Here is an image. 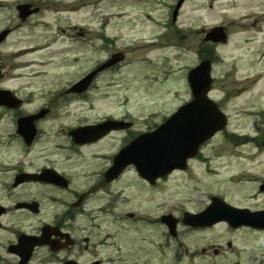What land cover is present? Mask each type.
I'll return each instance as SVG.
<instances>
[{"label":"rangeland","instance_id":"374dc122","mask_svg":"<svg viewBox=\"0 0 264 264\" xmlns=\"http://www.w3.org/2000/svg\"><path fill=\"white\" fill-rule=\"evenodd\" d=\"M0 1L12 8L10 11L5 9L0 12L1 25L6 19H15L14 6L23 0ZM174 1L149 0L148 3H136L128 0H79L76 3L77 0H48L54 5L50 6L42 19L53 22V18H57L54 16L57 12L55 8L60 9L59 11L67 10L76 3V7L81 8L73 12L66 11L67 14H62L60 18L64 16L74 25L87 28L90 34L95 33L98 37L120 35L117 47L119 50L129 47L127 60L132 61V64L122 67L116 76H99L97 82H109V88L91 91L86 99H82L81 95H71L69 102H63L56 96H46L45 90L54 88L59 80L63 82L75 79L87 65L88 59L90 62L95 58L94 51L85 47L75 50L74 46H68L59 39L50 44L48 42L52 34L44 33L45 30L39 26L33 31H29L27 25L23 29H17L8 42L0 47V68L3 75L0 77V88L13 90L22 99H30L24 105L26 110L43 104L48 105L50 110L38 122L44 134L30 154L26 153L24 156L16 147L19 146L18 143L10 141V138L3 140L2 150L9 152L10 157L15 151L16 156L21 155L25 160L32 158L40 164L45 157L51 156L48 158L51 160L59 157L51 149L53 144L63 142L60 138L64 136L65 127L73 125L74 119L80 116L94 120L106 113L119 114L122 111L140 119L149 113L171 112L180 101L189 98L184 82L178 77L179 70L181 69V79H185L187 70L184 68L194 64L196 51L205 31L222 25L228 30V41L216 48L221 63L213 69L212 91L209 96L221 105L229 117L226 133L216 134L203 148L201 154L205 159L191 161L185 171L172 173L165 182L159 183L151 191L145 190L140 184L131 185L132 171L128 169L124 178L108 189L131 190L125 194L131 203L117 206L112 214L124 216L134 211L137 216L146 213L150 217L161 214L182 217L183 212H195L204 206L205 192L225 194L229 202L237 205L264 208L262 196L256 200L249 199L254 184L246 183L245 180L246 177L264 175V139L261 147L256 150L252 143L238 144L232 136L237 131L254 134L251 121L235 117L233 110L241 108L247 100L254 102L258 98L264 99V60H257L258 53L264 52V0H185L176 23L172 24L171 11L167 7L174 4ZM166 23L171 27L166 28ZM153 38L156 39L154 44L144 45L146 40L151 41ZM46 43L49 46L44 49L33 48ZM62 49L65 50L63 54ZM166 58H170V61L166 62ZM142 59H151L157 64L156 67L152 64L144 66L145 71L155 69L148 74L160 75V69L168 67L171 71L168 82L151 85L138 81L139 75L144 71L142 63L138 61ZM21 87L24 89H20ZM30 91H34L32 96ZM2 115L0 136L9 137L6 134L11 127L5 118L9 116L7 113ZM118 143L119 140L114 141L112 136L98 144L84 147L74 156L70 168L78 167L79 172H82L92 166L96 167L86 165V157L98 149H113ZM206 162L210 164L206 165ZM237 178L239 183L235 184L234 179ZM93 180L94 178L83 182L80 180L79 185L85 188ZM105 217L101 220L105 223L103 227L106 230H121L122 233L126 231L127 251L134 248L133 237L141 236L137 230H145L148 236H152L153 232L157 234L154 226L133 224L131 220L114 224L111 217ZM179 230L181 258L177 263L169 264H264V237L261 235L243 232L244 230L229 231L224 224H216L208 229L210 231L198 235L190 234V229L182 225ZM228 242L231 243L229 248L234 250V254L228 252ZM249 247L254 248L253 252L247 254L246 250L244 254ZM201 248L203 250L200 251ZM216 248L219 252L214 254L213 250Z\"/></svg>","mask_w":264,"mask_h":264},{"label":"flooded vegetation","instance_id":"af4514ba","mask_svg":"<svg viewBox=\"0 0 264 264\" xmlns=\"http://www.w3.org/2000/svg\"><path fill=\"white\" fill-rule=\"evenodd\" d=\"M78 2L79 0L76 3ZM19 4L29 5L26 12H31V14L24 20L19 19L15 10ZM51 5L54 4H50L48 0H23L17 3L14 6L15 19L11 22V26L4 28L8 30V34L2 43L16 29L23 28L31 20L48 21L42 18L45 17ZM76 8L73 6L71 10ZM53 21L55 24L59 21L71 22L65 18L59 20L53 18ZM58 32L56 36L63 38L65 43L69 42L68 46H74L75 50L83 47L89 48L88 30L83 32V29L80 30L75 25L69 24L67 30L59 28ZM73 36L78 41L72 42ZM64 52V49L61 50L62 54ZM1 76L3 75L0 68ZM245 105L254 106L252 100H247ZM259 109H261L260 104ZM262 109L264 111V105ZM14 117L11 116V118ZM244 117L247 121H255V116L246 115ZM259 117L262 121H258V127L254 128L259 132V128L263 126L261 131L264 135V112ZM104 120L106 117L76 126L94 124ZM120 133V131L110 132L100 140L87 145L71 144L69 150L80 153L84 147L98 144ZM26 149L32 151L33 147H20L18 150H23L21 153L25 156ZM69 163L70 160L67 159L61 165L57 163L54 166H42L32 158L26 161L21 155L12 161L10 153L0 148V264H151L153 249L149 248L151 244H146L145 236L133 237L134 248L130 254H124L122 244L127 238L123 236L121 230H104L100 225L99 213L109 210L115 200H112L110 206L104 210L98 207L96 210L87 211L85 206L92 199V192L79 191L78 188L79 183L89 178L84 170L79 172L78 167L70 168ZM101 166L104 167L105 163ZM45 169L54 170L64 179L51 177L47 180L23 177L26 174L39 175ZM103 172L95 179L96 185L92 188L93 191L98 189L104 193L106 187H111L117 181L115 179L105 183L102 179ZM80 216L84 217V220L79 219ZM157 252L159 256H163L161 249Z\"/></svg>","mask_w":264,"mask_h":264},{"label":"water","instance_id":"95a60500","mask_svg":"<svg viewBox=\"0 0 264 264\" xmlns=\"http://www.w3.org/2000/svg\"><path fill=\"white\" fill-rule=\"evenodd\" d=\"M225 39L221 27L213 28L205 38V40L221 42ZM188 81L193 101L181 108L157 131L139 138L124 150L123 154H127V160L123 161L122 168L127 163H134L140 174L147 179L152 178V172L159 175L168 173L174 168H183L185 160L195 153L199 144L223 128L225 121L222 115L206 97L210 87L207 63L192 70ZM2 96L4 93L0 95V99H3ZM28 131L26 130L27 134H29ZM117 163L112 170L121 169L119 162ZM201 215H203L202 218L217 215V219L228 220L233 225L244 223L264 227V213H250L247 210L234 209L218 202H215Z\"/></svg>","mask_w":264,"mask_h":264},{"label":"bare ground","instance_id":"6f19581e","mask_svg":"<svg viewBox=\"0 0 264 264\" xmlns=\"http://www.w3.org/2000/svg\"><path fill=\"white\" fill-rule=\"evenodd\" d=\"M27 59H29V58H25V60H27Z\"/></svg>","mask_w":264,"mask_h":264}]
</instances>
